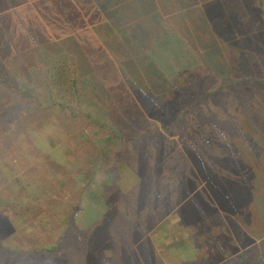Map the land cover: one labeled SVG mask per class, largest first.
I'll return each instance as SVG.
<instances>
[{
    "label": "rangeland",
    "instance_id": "374dc122",
    "mask_svg": "<svg viewBox=\"0 0 264 264\" xmlns=\"http://www.w3.org/2000/svg\"><path fill=\"white\" fill-rule=\"evenodd\" d=\"M82 1L3 4L0 264H264V0ZM185 161L223 207L168 209Z\"/></svg>",
    "mask_w": 264,
    "mask_h": 264
},
{
    "label": "trees",
    "instance_id": "16d2710c",
    "mask_svg": "<svg viewBox=\"0 0 264 264\" xmlns=\"http://www.w3.org/2000/svg\"><path fill=\"white\" fill-rule=\"evenodd\" d=\"M4 1L6 0H0V17L3 18L5 17L4 15H6L8 12L7 10L9 9L7 6H4ZM80 3H82L83 1L82 0H78ZM104 1V3L107 5L108 7V11L107 9H105L106 12H109L107 13V16H109V19L111 18L116 24L119 25L118 21L115 19L114 16L117 17V19L121 22L123 20H126V15L124 14L123 10L121 9V7L119 6H124L125 8V5L126 4H123L124 2H127V0H102ZM9 3V1H7ZM84 2H87V0H84ZM94 2V1H93ZM119 3V6L117 5H114V3L116 4ZM92 1H90L89 5H92ZM94 5V4H93ZM123 8V7H122ZM8 11H11L10 9ZM104 12V11H103ZM104 15V13H103ZM106 15V13H105ZM114 15V16H113ZM9 26V25H8ZM132 34V32H131ZM49 76V75H48ZM51 76L53 77L54 74H51ZM56 77V76H54ZM3 81V80H2ZM71 81V80H70ZM5 83V82H4ZM73 85L74 82H72ZM71 84V86H73ZM184 91L185 93V89L184 90H180L179 94H178V98H181L183 99V101L185 100L184 96L182 95V92ZM55 108L56 109H65V107H67L69 109V112L71 113V115H73V109H71L69 107V105H65L63 103H60V104H56L55 102L53 103ZM52 105V104H51ZM37 105H34L33 107H31V109H34V107H36ZM49 108V107H48ZM87 115H89L91 117V113H86ZM76 115V114H74ZM148 126L147 125H142L141 127H139V129H137L136 131V134L133 135V134H129V135H126L125 137L122 136V137H118L116 132H114V134L112 135H108L109 139H112L115 137H118L117 139L119 140V142H126V141H135L137 139H140L141 137L144 136V134L147 133L148 131ZM188 152V151H187ZM164 154L161 153L160 155H157L156 156V159H154V161H157L159 160V157L163 156ZM189 158H190V154H188ZM173 157V156H172ZM171 157V158H172ZM198 158H200V160L203 159L202 155L198 156ZM189 161V160H188ZM186 161L184 162V165L183 167L181 168V170H179L178 167H175L173 166L172 168H168V170H172V174L174 175L175 178H179L178 182H177V189H176V192L172 193V196L171 198L173 199V201H168L169 204H167V207L168 209L170 210L172 207H178L179 209V212L186 210L190 208L191 212H192V208L190 206H187V203L188 201L186 202H183V206L181 201L184 199V197L187 195V197L191 196V194L193 193H197L199 194L202 202H200V205L202 206H205V204H208L206 206V208H213V205L211 203V200L214 201L217 206L219 207H223L221 201L219 200L220 199V195L219 193H224L223 191V186H219L217 183L214 184V182L212 180H208L205 182V184H202V182H199V177L198 176V171L194 170V167H191L190 165L188 164H185ZM157 171V170H156ZM220 170L217 171V173L219 172ZM159 172V171H157ZM206 174V173H205ZM204 174V175H205ZM226 178H229L227 177L228 175L225 174ZM207 176V175H206ZM163 177L162 176V173H158L156 177H152V178H146V182L143 183V186L146 190V188L148 187H151L152 190H157V186L155 185V179L157 178H161ZM152 180V181H151ZM158 180V179H157ZM159 182V180H158ZM222 185V184H221ZM135 188V187H134ZM138 188H136L135 190H137ZM138 192H140V190L138 189ZM179 192V193H178ZM126 196V199H127V206L129 208V210L131 211V215H134V219H135V226L136 227H141V225L143 226L142 228H146L147 226H149L147 223L148 220L152 219L153 217L156 216V214L153 213H150L148 212L147 214H144V209L143 207L142 208H139V206H137L136 204H134L135 202H133V199H131L130 197H133L135 196L133 191H129V193L127 192L125 194ZM220 196V197H219ZM210 197V200L207 199V198ZM191 198V197H189ZM163 200V199H162ZM206 202V203H205ZM208 202V203H207ZM204 203V204H202ZM166 206V205H164ZM186 206V207H185ZM189 207V208H188ZM202 208V207H201ZM203 209V208H202ZM153 210V209H152ZM158 210L159 212H163L162 210H160L159 208L156 209ZM201 213H203V210H200ZM214 211V210H212ZM65 226L68 225V221L64 223ZM144 224V225H143ZM55 248H56V245H53L51 247H41V249L37 250V249H33L32 251L34 253H41V254H48V253H52L53 251H55ZM92 250H95V246L92 244ZM0 250H1V246H0ZM239 259H242L243 260V256L241 257H238Z\"/></svg>",
    "mask_w": 264,
    "mask_h": 264
}]
</instances>
